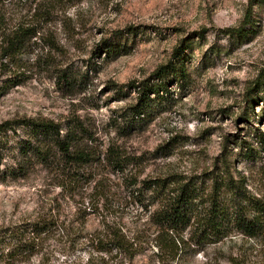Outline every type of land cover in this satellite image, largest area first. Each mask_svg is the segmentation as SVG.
<instances>
[{"label":"rangeland","instance_id":"374dc122","mask_svg":"<svg viewBox=\"0 0 264 264\" xmlns=\"http://www.w3.org/2000/svg\"><path fill=\"white\" fill-rule=\"evenodd\" d=\"M52 6L43 31L56 47L46 56L40 42L23 57L30 78L0 96V119L80 121L100 162L93 163L95 181L68 190L54 186L40 167L28 179L0 182V226L35 217L56 199L61 218L82 229L69 237L55 234L27 264H116L108 240L90 246L84 236L101 221L130 235L142 227L154 207L145 209L133 193L141 189L144 201L151 196L140 187L144 179L200 175L223 160L238 184L264 203V0H55ZM233 28L239 31H224ZM104 41L117 52L108 54ZM177 47L183 78L168 74L133 116V85L159 83L154 71L173 62ZM44 60L53 61L52 68ZM58 69L70 82L56 85ZM8 77L0 72V84ZM111 144L128 158L121 169L106 162ZM89 201L97 210L84 214ZM148 252L136 254L133 264ZM205 253L220 264H229V255L241 264H264V228ZM202 255L196 264H204Z\"/></svg>","mask_w":264,"mask_h":264},{"label":"trees","instance_id":"16d2710c","mask_svg":"<svg viewBox=\"0 0 264 264\" xmlns=\"http://www.w3.org/2000/svg\"><path fill=\"white\" fill-rule=\"evenodd\" d=\"M54 2L0 0V72L9 74L0 84V96L30 78L26 73L29 66L23 57L32 53L37 43L41 42V50L46 51V56L55 49L53 39L43 31ZM246 22L245 18L241 28ZM224 31H239V28ZM121 32L115 31V34ZM103 44L108 54L117 52L113 49L116 45L105 44V41ZM181 52L182 48H175L173 62L154 71L159 83L133 85L137 88L133 116L141 113L150 95L163 88V80L168 74L182 77ZM50 58L54 61L53 57ZM35 60L39 64L42 62L40 57ZM53 61L44 60L43 63L46 68H52ZM55 74L56 85L70 82L65 69H58ZM91 137L80 121L62 125L50 118L25 115L0 119V182L28 179L38 167L48 171L52 175V184L63 190L95 181L94 174L97 173L93 171V163L100 160L97 152L94 153L87 144ZM106 151V162L113 168L121 169L126 162L129 163L117 146L111 144ZM220 162V165L214 164V169L200 175L171 174L142 180L140 187L151 196L145 203L144 196L140 197L141 189L135 188L133 193L145 209L154 206L147 222L130 235L120 226L113 227L101 221L100 229L84 236L85 242L90 246L111 243L119 256L116 264H133L135 255L146 249L148 255L140 264H196L195 257L200 252L204 264H220L217 258L205 253L207 247L217 246L236 234L253 237L264 228V203L251 197L243 185L238 184L239 180L234 179L227 162ZM100 181L102 179L96 180L95 190ZM135 184L137 182L133 180ZM96 204L89 201L84 214H90L86 208L96 212ZM57 205V200L53 199L48 208L35 217L0 226V264H27L55 234L69 237L82 232L81 226L71 224L73 220L67 222L66 216L61 218ZM70 244L69 247L76 246V243ZM228 262L241 264L240 259L232 255L228 256Z\"/></svg>","mask_w":264,"mask_h":264}]
</instances>
